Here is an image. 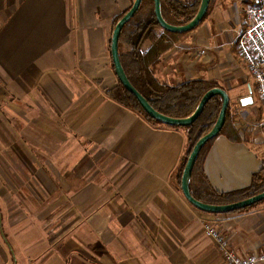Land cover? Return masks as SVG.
<instances>
[{"label":"crops","instance_id":"obj_1","mask_svg":"<svg viewBox=\"0 0 264 264\" xmlns=\"http://www.w3.org/2000/svg\"><path fill=\"white\" fill-rule=\"evenodd\" d=\"M256 1L210 0L201 25L163 53L157 76L169 85L213 82L262 117L252 95L239 104L251 82L235 48L243 7ZM132 2L0 0V264H227L202 222L228 249L264 264V200L226 213L194 207L180 187L185 126L153 123L107 96L118 83L111 32ZM238 129L236 139L213 138L202 158L218 192L264 178L253 148L264 134ZM62 146L66 158L74 147L92 164L75 176L74 203L56 188L72 176L56 169ZM57 210L79 213L44 222ZM17 211L20 221L3 220Z\"/></svg>","mask_w":264,"mask_h":264},{"label":"trees","instance_id":"obj_2","mask_svg":"<svg viewBox=\"0 0 264 264\" xmlns=\"http://www.w3.org/2000/svg\"><path fill=\"white\" fill-rule=\"evenodd\" d=\"M199 3L200 0H161L162 16L171 24H185L194 16ZM190 31L170 32L160 27L154 16L153 1L142 0L138 10L123 26L118 42L120 61L131 84L146 98L154 109L174 118L189 116L196 108L203 94L208 89L215 87L212 84L213 82H207L202 79H193L180 84L169 85L162 82L157 76L155 68L163 53L170 49L178 41V38L188 34ZM106 94L117 103L135 111L145 119L153 123H160V121L150 118L145 113L134 96L119 81L114 87L108 89ZM230 105L226 111L224 125L218 135L226 134L232 139H236V137L231 135L234 132V124L230 114ZM220 106L221 98L219 96L212 97L207 101L197 119L190 125L185 126L188 136V148L181 161V172L195 142L213 126ZM211 140L207 141L201 148L193 166L189 186L191 195L195 199L203 203L220 205L242 200L264 191V178H256V176L250 186L244 189L230 192L216 191L207 180L202 169V158Z\"/></svg>","mask_w":264,"mask_h":264},{"label":"water","instance_id":"obj_3","mask_svg":"<svg viewBox=\"0 0 264 264\" xmlns=\"http://www.w3.org/2000/svg\"><path fill=\"white\" fill-rule=\"evenodd\" d=\"M153 1V11L154 16L156 19V22L159 24L160 27L170 31V32H187L192 29H194L204 18L210 0H200L198 9L194 16L185 24L175 25L167 22L161 12V0H152ZM142 0H133L131 6L126 10V12L116 21L113 30L111 32L110 36V54H111V61L114 68V73L116 75L117 80L119 83L129 92L131 93L134 98L137 100L138 104L141 106V108L145 111V113L152 119L160 121L163 124L169 125V126H188L191 123H193L197 117L201 114L203 111V108L207 101L211 99L214 96H219L221 98V106L218 112V116L211 127V129L203 134L201 137L198 138V140L193 145L190 153L187 156V159L185 161V164L183 166L182 172H181V179H180V187L181 191L184 195V197L187 199L188 202H190L194 207L204 211V212H211V213H226L231 212L237 209H243L249 206L254 205L257 202H260L264 200V191L259 192L255 195H252L250 197H247L242 200H238L235 202L227 203V204H208L203 203L197 199H195L190 192V186L189 182L191 179V174L193 170V166L195 164V161L197 159V156L201 150V148L204 146V144L213 139L218 135L220 130L222 129L225 117H226V111L228 109L230 98L227 93V91L219 86L212 87L208 89L201 99L199 100L196 108L194 111L187 117L183 118H174L167 115H164L160 112H158L156 109H154L150 103L146 100V98L139 92L137 89L131 84L129 81L125 70L121 64L120 57H119V51H118V42L120 33L122 31L123 26L129 21V19L134 15V13L138 10ZM248 92L249 94L245 97H242L239 99V104L242 106L249 105L253 103V99L251 96V87L248 84ZM250 100V103H244L243 101Z\"/></svg>","mask_w":264,"mask_h":264},{"label":"built area","instance_id":"obj_4","mask_svg":"<svg viewBox=\"0 0 264 264\" xmlns=\"http://www.w3.org/2000/svg\"><path fill=\"white\" fill-rule=\"evenodd\" d=\"M243 27L235 40L238 62L251 82V95L264 107V0L247 3L243 7ZM249 132L264 134V115L243 126ZM203 229L212 236L223 251L227 264H254V258L240 256L226 246L225 238L211 222H202Z\"/></svg>","mask_w":264,"mask_h":264},{"label":"rangeland","instance_id":"obj_5","mask_svg":"<svg viewBox=\"0 0 264 264\" xmlns=\"http://www.w3.org/2000/svg\"><path fill=\"white\" fill-rule=\"evenodd\" d=\"M201 23L198 26H196L194 29H192V30H195L196 28H198L201 25ZM194 55H196V54H194ZM236 59H237V57H236ZM233 81L235 83H237V84L239 83V80H233ZM230 104H231L230 105V114L232 116L233 124L235 125V127H239L243 132H245V130L243 129V126L244 125H247V123L249 121L253 120L252 119L253 116L251 117L252 113L250 111L244 112L239 107L237 100L233 101ZM257 105H258L257 107L259 108V110H261V112L263 114L264 113V107L262 106L261 102L260 101L259 102L257 101ZM258 117H260V116H258ZM240 129H238V130H240ZM241 130H240V132H241ZM63 147L64 146H62L60 148H57V154L55 156V159L56 160L61 159L62 161L56 162L55 163L56 164L55 166H56V169L59 168V169L62 170V174L63 175L64 174L67 175V174L70 173V174H72V176H70L68 179H65L63 177V179L61 181L62 184L58 183V181H57L56 188L57 189H60L63 192L67 191L68 192V195H66V197H69V199L72 198V201L74 203V202L77 201V199L79 197L77 199H74L73 194L72 193L69 194V193L72 192V190L77 186V181H76V177L75 176H78L80 170H85L89 165H92V164L91 163L89 164L87 161H84L85 163L84 162L83 163L80 162V160H81L82 157H79V155H80L79 149L78 148H74V147L68 153V156L66 158L64 156V154L66 153V151L68 152V148H63ZM253 148L255 150V153L258 155L259 159L261 160L262 164H264V142L257 143V144H253ZM64 158H66V162L67 163L63 162ZM75 158L77 159V161H73V159H75ZM50 166L53 167L52 165H50ZM88 169H90V167H88ZM43 198H46V196L43 195ZM9 213L11 215H7L6 216V213H5L4 219L2 217L3 220H6V219L10 218V223L9 224H14L16 221L17 222L20 221L23 218V216H24V214H23L22 211L9 212ZM45 213H47V212H45ZM78 213H79L78 211H71L70 210V211H67V212L66 211L61 212L60 210H57L55 212L48 213V214H53V215H51L52 217L51 216H49V217L47 216V218H46V220H44V222L51 223V222H53L55 220H56V222H64L62 220H65L66 218H64L63 215H66V217L67 216L68 217H70V216L72 217L74 215H77ZM70 214H74V215H70ZM65 222L66 223H64V224L65 225L68 224L69 226L72 223V221L71 220L68 221V219ZM50 228H51L50 226L44 225V230H40V235L41 236H44V234H46V231H48ZM65 228L67 229V227H65ZM3 229H4V231L9 232V230L7 228L3 227Z\"/></svg>","mask_w":264,"mask_h":264},{"label":"snow or ice","instance_id":"obj_6","mask_svg":"<svg viewBox=\"0 0 264 264\" xmlns=\"http://www.w3.org/2000/svg\"><path fill=\"white\" fill-rule=\"evenodd\" d=\"M244 103H250L251 101L250 100H247V101H243Z\"/></svg>","mask_w":264,"mask_h":264}]
</instances>
